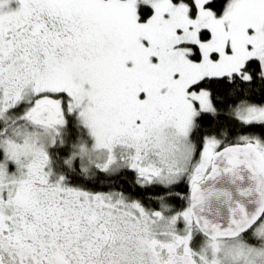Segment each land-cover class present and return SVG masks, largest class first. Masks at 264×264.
Segmentation results:
<instances>
[{
  "label": "snow or ice",
  "instance_id": "snow-or-ice-1",
  "mask_svg": "<svg viewBox=\"0 0 264 264\" xmlns=\"http://www.w3.org/2000/svg\"><path fill=\"white\" fill-rule=\"evenodd\" d=\"M0 264H264V0H0Z\"/></svg>",
  "mask_w": 264,
  "mask_h": 264
}]
</instances>
